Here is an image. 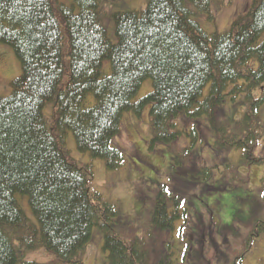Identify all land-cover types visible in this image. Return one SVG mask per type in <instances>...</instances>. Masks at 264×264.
I'll list each match as a JSON object with an SVG mask.
<instances>
[{
  "label": "trees",
  "instance_id": "trees-1",
  "mask_svg": "<svg viewBox=\"0 0 264 264\" xmlns=\"http://www.w3.org/2000/svg\"><path fill=\"white\" fill-rule=\"evenodd\" d=\"M223 1L147 0L143 10L117 11L119 0H0V44L21 65L10 94L0 98V264H82L94 231L102 235L106 264H151L147 247L116 234L115 205L91 188L92 161H103L107 171L123 164L122 150L110 144L127 113L140 117L147 109L151 146L191 132L185 123L201 137L204 122L214 155L251 156L248 150L264 137V0H249L225 31L206 30L218 24L220 8L233 7ZM146 80L152 91L133 101ZM70 133L76 150L88 155L86 164L69 157ZM208 171L200 173L205 180ZM194 180L171 190L186 194L193 187L192 198L200 185ZM237 184L206 191L243 189ZM191 207L198 237L207 220ZM182 208L173 195L159 193L151 229H179L188 212ZM218 216L227 223L223 231L215 228L219 236L247 219ZM256 226L262 233L264 220ZM40 250L53 261L26 258ZM168 257L154 264H173Z\"/></svg>",
  "mask_w": 264,
  "mask_h": 264
},
{
  "label": "rangeland",
  "instance_id": "rangeland-1",
  "mask_svg": "<svg viewBox=\"0 0 264 264\" xmlns=\"http://www.w3.org/2000/svg\"><path fill=\"white\" fill-rule=\"evenodd\" d=\"M120 2L124 4L121 6ZM146 3L147 0H119L115 9L143 10ZM248 4L249 0L229 1L228 5L233 7L229 11L224 9L225 12L220 8L218 11L223 14L219 20L217 19L218 24H215V27H205L206 30H216L219 33L225 31L227 23L237 17V13ZM110 21L113 23L112 20ZM111 23L107 27V36L114 42V29ZM20 75L21 65L12 49L0 44V98L10 94L11 82ZM151 91V81H144L133 101L146 96ZM235 106L239 108L238 105ZM236 107L235 109L238 110ZM260 118L262 127L264 125L262 112ZM203 125L204 122H200L199 133L202 130L205 133ZM184 126L191 132L182 135L169 145L151 146L152 135L147 109L140 117H136L133 113L125 114L121 121V131L110 144L111 147L122 150L123 164L117 171H107L103 161H92L91 188L104 200L115 205L118 212V219L113 224L116 234L128 242H134L135 239L143 249L147 247L149 250L146 259L151 264H154L158 257L162 259L168 254L173 264H232L231 261L236 258L237 251L247 244L242 240L249 239V242L250 240L253 242L258 236L256 232H259L256 222L264 218L262 195L264 194V137L260 140L259 146L257 144L252 151L248 150L251 156L243 157L239 150L232 151L229 156L221 152L214 155L217 147L213 137L205 136L203 133L200 137L196 129L191 128L190 123H185ZM263 135L264 133H261V136ZM66 138L65 148L72 160L82 165L90 161L88 155L76 150L71 133L67 134ZM80 158L83 161L79 160ZM145 159L147 162H144ZM203 169L210 170L208 171L210 176L206 180L200 175ZM185 170L186 172L182 173ZM192 178L195 179L192 181L193 184H200L194 197L187 196V193L193 192V187L186 188V194L172 192V188L178 187V181L188 182ZM238 180L243 182L241 190L227 189L222 193L206 191L207 188H215L214 186L221 183L238 185ZM204 190L208 193V197L202 194ZM162 192L173 195L179 201V205L183 206L182 209L185 210L186 205L188 210L185 218L180 220L179 229L165 234L150 227L153 204L157 195ZM195 204L207 220V226L201 227L198 237H193L197 230L194 207L189 209V206ZM220 212H223L225 217L234 215L237 220L247 219L234 222L233 231H224L223 236H219L215 228L221 227L220 230L223 231V228L227 227L225 221H219ZM25 214L27 215L26 212ZM211 216L214 220L217 219L216 223L210 219ZM190 243H194V247ZM102 248V235L94 231L90 243L80 257L82 264H106V255L102 253ZM183 250L186 252L180 256L178 263V260L171 256V251L178 253L179 256ZM26 258L39 263L53 261V256L41 250L27 254ZM241 264H264L263 233L256 239L251 253Z\"/></svg>",
  "mask_w": 264,
  "mask_h": 264
},
{
  "label": "snow or ice",
  "instance_id": "snow-or-ice-1",
  "mask_svg": "<svg viewBox=\"0 0 264 264\" xmlns=\"http://www.w3.org/2000/svg\"><path fill=\"white\" fill-rule=\"evenodd\" d=\"M167 191V190H166ZM262 195H264V194H262Z\"/></svg>",
  "mask_w": 264,
  "mask_h": 264
}]
</instances>
